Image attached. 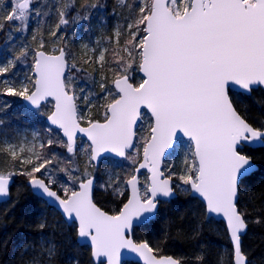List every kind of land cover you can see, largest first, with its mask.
<instances>
[{"label": "snow or ice", "instance_id": "obj_1", "mask_svg": "<svg viewBox=\"0 0 264 264\" xmlns=\"http://www.w3.org/2000/svg\"><path fill=\"white\" fill-rule=\"evenodd\" d=\"M32 2L14 0L8 5L0 15V31L5 22H18L19 30L25 31L32 12L41 14L39 9H31ZM119 3L123 5L125 0ZM81 7L85 15L75 19L87 20V13L103 5L85 3ZM128 7L126 25L123 29L117 26L113 34L117 45L112 49L115 67L110 68L114 91L100 83L105 93L103 122L79 113L77 101L81 97L69 70L82 69L74 58L69 62L65 47L54 48L58 54H52L42 50L45 42L41 39V50L32 56V75L19 84L4 82L0 94L21 97L37 110L49 97L54 99L48 120L62 131L66 141L49 138L39 144L41 150L59 143L75 156L77 133H83L90 143L81 149L87 156L82 172L71 159L67 167L55 152L51 156L37 152L35 144L4 143L0 153L31 167L0 171V199L10 196L14 175L25 176L29 186L40 190L60 211L64 223L75 227L78 240L90 241V255L97 264H121L122 249L137 253L144 264H192L191 258L158 255L159 246L131 238L134 223L154 220L160 205L170 203L179 192L197 201V212L205 219L218 216L226 221L233 264H246L242 236L248 228V214L238 207V199L242 179L252 174L256 165L244 146L264 147V123L257 127L249 122L235 106L230 89L249 96L264 89V0H137ZM57 12L59 22L50 33L53 37L69 23L66 10L57 8ZM108 51L102 50L96 60L101 68L108 63ZM30 54L28 47H21L12 59L0 64V76ZM134 72L142 74L136 83ZM91 95L83 96L89 107ZM142 109L150 114V123L146 135L137 137L138 121L144 120ZM81 121H86L87 127L81 126ZM185 137L187 150L181 171L162 169L165 153ZM24 153L29 155H21ZM105 154L138 165L124 182L131 194L115 215L102 211L92 197L95 178L89 168L94 169ZM141 169L149 173L143 183L137 175ZM101 187L114 188L123 195L118 176H110ZM254 223L260 224L261 219ZM46 227V221L38 224L39 252L27 264H57L60 245L43 235ZM30 249L36 253L35 245L24 246L25 252ZM204 258L199 253L194 260L202 264ZM68 264L80 261L73 256Z\"/></svg>", "mask_w": 264, "mask_h": 264}, {"label": "trees", "instance_id": "obj_2", "mask_svg": "<svg viewBox=\"0 0 264 264\" xmlns=\"http://www.w3.org/2000/svg\"><path fill=\"white\" fill-rule=\"evenodd\" d=\"M96 1L102 2L103 5L102 11L100 9L99 12V8L94 10V12L96 11V18L102 21V28L97 29V36L100 37L102 34L106 46L109 47L106 57L112 60V49L117 47L112 42L113 31L117 26L123 29L126 25L130 15L128 6H134L136 0H125L123 5L119 3V0H74L71 7L68 6L72 3V0H34L30 7L32 10L39 9L41 14L36 16L35 11L32 12L25 31L19 30L20 25L18 22H5L3 31H0V58H4L9 54L14 56L19 53L21 47L26 46L31 54L27 58L18 61L17 65L20 67L27 66L31 71L32 56L35 50L39 49V42L43 39L45 42L43 50L53 52L54 48L65 47L69 55L75 57L81 68L87 69L91 73H97L100 77L101 75L108 76L110 73L109 67H103L97 71V69H94L95 64L93 62L90 64L84 63L83 50H79L73 41V35L69 36L71 27L77 21L75 19L76 13L80 10L79 15L85 12L81 5L95 3ZM13 2L14 0H2L0 2V15H3L7 6ZM57 8L66 10V18L69 23L61 26L56 37H53L50 33L55 30V25L59 22ZM45 12H48V15H44ZM80 29L82 30V26ZM9 34H11V39H9ZM34 35L35 40H33ZM96 49L98 51V47ZM78 51L81 52L79 55ZM21 62H26V65ZM136 82V79H133V83ZM107 86H111L112 89L109 80ZM100 89L96 88L97 95L102 92ZM230 96L237 109L254 126L259 127L261 123H264V89L254 90L250 96L230 90ZM20 101L18 98L17 104ZM257 101L262 103H257ZM96 105L99 106L98 102ZM97 106L92 109V113L89 112L88 118L103 121L104 109ZM51 110L52 105L47 103L38 110L27 108L26 115L28 116L30 112L32 114L31 120L38 122L41 127H45V119ZM19 114L22 115V110L19 111ZM81 123L87 124L86 121H81ZM137 137L140 136L137 134ZM54 138L57 140L62 139L59 135ZM62 141L64 140L62 139ZM82 141L83 139L80 138L79 143ZM84 142L88 145L86 141ZM137 142L139 143L138 140ZM2 145L3 143L0 140V146ZM54 146L57 145L54 144ZM56 150L63 156L64 166L70 167L67 161L71 159L81 172L84 170L87 164L85 152L79 153L77 148L75 157L71 158V154H67L66 148L61 146ZM244 151L253 156L257 169L246 178H243L240 183L238 207L248 214V228L242 236V251L247 257V264H264V147L244 146ZM167 161L168 159L165 160L164 165ZM108 162H111L114 166L112 169L115 171H106L107 175H103V184L109 182L110 176L114 177L111 173L109 174V171L118 173L126 170L131 174L132 169L136 166L130 163L127 170L125 164L130 161L104 158L97 167L94 169L89 168V171L92 174L96 172L97 175L103 171L105 172ZM21 169H29V165L26 166L19 161H13L7 154L0 153V171L5 173L9 171L18 172ZM36 175L40 174L37 173ZM26 181L25 176L14 175L8 200L0 203V264H27V261L33 255L38 254V240L41 236L38 224L41 221L47 223L43 235L54 239L60 245L57 264H68L69 258L73 256L79 259L80 264H96L90 255V247L77 242L75 227L66 225L60 213L42 198L33 194ZM119 187L123 190V195L117 194L114 188L98 187V179H96V188L93 195L95 203L109 213H117L127 199L126 187L120 185ZM198 208L197 201L177 192V196L170 203L160 205L159 213L154 220L134 228L133 238L138 242L147 241L152 247L159 246L160 252L158 255L191 258L192 264H196L194 257L199 253H203L205 257L202 264H233V248L224 223L213 218L205 219L198 214ZM257 218L261 219L260 224L254 223ZM25 245H35L36 253L31 249L25 252ZM124 264L139 263L126 262Z\"/></svg>", "mask_w": 264, "mask_h": 264}, {"label": "rangeland", "instance_id": "obj_3", "mask_svg": "<svg viewBox=\"0 0 264 264\" xmlns=\"http://www.w3.org/2000/svg\"><path fill=\"white\" fill-rule=\"evenodd\" d=\"M95 3H98V5H102V2L100 3L98 1H96ZM97 8H99V12H100V9H101V11L103 9V7H97ZM94 10H96V9H92L89 13H87L89 16V19H87V20L77 19L75 25L73 27H71V29L69 31V36L73 35V41L78 46L79 50H83L82 52L85 55L84 61L86 59L91 58V59H89L88 64L93 62L95 64L94 69H97V71H98L101 68V65L98 64L96 62V60H97L100 52L102 50H104L105 48L108 49L109 47L106 46V44L103 40L102 34L100 37L97 36V34H98L97 29L102 28V25H101L102 21H100L101 19L99 20L98 18H96V11L94 12ZM80 11H78L76 13V15H75L76 17L79 15ZM83 15H85V12L81 13L79 16H83ZM81 26H82V30L80 29ZM113 34H114V31H113ZM126 35L127 34L125 33L123 36H121L122 37V38H120L121 44L123 43V40L126 38ZM112 42H113V44H115L114 43V37H113ZM85 45H87V47H85ZM96 47H98V51H97ZM80 53L81 52L78 51V55ZM106 53H105V58H106V61H108V63H106L104 65V68L105 67L114 68L115 65L113 63H111L112 60L107 59ZM12 57H13V55L9 54L4 58H0V64L6 63L9 59H12ZM73 58H74V62L77 64V66L80 69H82V71L77 72L75 69H71L69 71H70L71 75L74 77V84L76 86L77 94L81 97L78 100V104L80 105V112H82V115H85L88 117L90 115L89 112L92 113V109L96 108L97 102L99 105L97 107L103 108L102 105L105 102V100H104L105 93L102 91L100 93L101 95L100 94L97 95L96 94V88H100V83L102 81L106 85L107 81L109 80L110 84L112 85L113 74H112V71L109 69L110 73L108 76L101 75V77H100L97 75V73H91L87 69L81 68L80 65L78 64L77 60H75V57H73V55H69V62L70 63L73 62ZM21 63L26 65V62H24V63L21 62ZM21 70H23V71H21ZM21 74H22V77L24 79L26 76L32 75V71H30V69H28L27 66L20 67L19 65H17V62H16L15 67L10 68L7 73H5L3 76H0V89L5 87V83H4L5 81L19 84V81L22 79V78H20ZM67 74H68V72H67ZM109 77H110V79H108ZM133 77H134V79H136L137 82L142 78V76L138 72H134ZM19 78H20V80H19ZM81 88L84 89V92H80ZM107 89H111V86H107ZM111 90L114 91L113 88ZM88 93L92 94L90 97V101L92 104L91 107H89V105L83 101V96L85 94H88ZM20 98L21 97H19V99ZM12 100L14 101L13 103H12ZM17 100H18V98L16 96H6V95L0 94V140L2 141V143L3 144L4 143H11V144H15V145H20L21 143H24L26 147L31 146L32 144H35L37 152L43 151V153L47 156H51V154L53 152H55L57 154L58 158L60 159V161H63L64 160L63 156H61L59 154V152L56 150L58 147L61 148V145L59 143L55 144L58 147L54 146V144H53L52 146L45 148L43 150H41L39 148V144L41 142H45L49 138H54L55 136H58L59 131L49 129V127H47V126L41 127V125L38 122H36V126L33 125V121L31 120L32 114L29 112V115L28 116L26 115V112H28L27 108H29L26 101L23 99L22 100L20 99L21 100L20 103L17 104ZM20 110H22V115L21 114H18V115L13 114L15 112H19ZM142 112L144 113V120H141L137 126L138 136L146 135L147 129H148V123H150L149 114L144 110ZM45 122H46V119H45ZM34 133L36 134L35 138L33 136ZM54 139H56V138H54ZM58 140L62 141V139H58ZM84 141L85 140L80 142L79 146H77L79 153L83 152V151H81V149L86 148L87 144ZM186 142H187V139H183V141L177 143L176 147L168 155V157H167L168 161L164 165V167H171L174 171H177V172L181 171V169L184 166L183 161H184L185 153L187 150ZM25 154L29 155V153H24L21 155H25ZM67 154H69V153H67ZM74 157L75 156H73L71 154V158H74ZM33 160L35 162V158H33ZM130 163L131 162H127L125 164V165H127V166H125V167H127L126 168L127 170L129 169ZM24 165L27 166L29 164H24ZM30 167H31V165H29V169H30ZM113 167L114 166H112L111 162L110 163L108 162L106 164V167H105V172L103 171L101 173H98V175L96 172L92 174L93 176L96 177V179H98V187L102 188L101 185L103 184V175H107V173H106L107 170L115 171L112 169ZM49 169H50L49 171H54V169H52V168H49ZM111 171H109V174L111 173V175L114 176L113 178H115L116 176L119 177V185L121 187H123V186L126 187L124 182L129 177L130 174L126 170L124 172L119 171L118 173L117 172L113 173ZM60 174H62V173H56V175H60ZM99 177H100V181H99ZM146 178H147V174L145 172H141V173L139 172V180L141 181V183H143V181Z\"/></svg>", "mask_w": 264, "mask_h": 264}, {"label": "water", "instance_id": "obj_4", "mask_svg": "<svg viewBox=\"0 0 264 264\" xmlns=\"http://www.w3.org/2000/svg\"><path fill=\"white\" fill-rule=\"evenodd\" d=\"M52 54H58V53H52ZM142 75V74H141ZM230 90H232V91H235V92H239V90L238 89H235V88H232V89H230ZM48 100H50V101H52V105H53V107H52V111L54 110V104H55V101H54V99L53 98H51V97H49L46 101H44V102H42V103H46ZM27 104L31 107V108H34L33 106H31L28 102H27ZM143 110V109H142ZM51 111V112H52ZM51 114V113H50ZM49 114V115H50ZM103 122V121H102ZM139 122V121H138ZM47 123L50 125V126H53V127H55L56 129H58L57 128V126H55V125H51V123H50V121L48 120V118H47ZM138 125V124H137ZM81 126H84V127H87V125H83V124H81ZM60 134H61V136L63 137V134H62V131L60 130ZM78 136H81V137H83V138H85L86 140H87V137L83 134V133H77V137ZM77 137H76V144H77ZM64 139H65V141H66V137H63ZM185 139H187L186 137H185ZM88 141V140H87ZM89 142V141H88ZM90 143V142H89ZM246 146H248V145H246ZM250 147V146H249ZM256 147H258V146H256ZM171 151H172V149H170V150H168L166 153H165V158L171 153ZM103 157H112V158H114V159H123V158H119V157H116L114 154H105ZM102 157V158H103ZM101 158V159H102ZM164 158V159H165ZM142 159V158H141ZM255 163V162H254ZM99 164V162L97 163V165ZM255 165H256V169H257V164L255 163ZM138 165H136V167H137ZM162 166H163V164H162ZM142 170H145L146 172H147V176L149 175V173H148V170L147 169H141L140 171H142ZM139 173H137V175H138ZM139 176V175H138ZM139 178V177H138ZM12 181H13V177H12ZM12 184V183H11ZM26 184L28 185V187L30 188V190L32 191V193L33 194H35L36 196H38V197H40V198H42L44 201H46V203L48 204V205H50V206H52V207H54L55 208V206L51 203V201H50V199L49 198H47L46 196H44L41 192H40V190H38V189H36V190H34L33 188H31L30 186H29V184H28V181H26ZM126 188H127V186H126ZM94 190H95V179H94V186H93V192H92V197H93V193H94ZM130 194H131V191H130V188H127V198L130 196ZM9 198V197H8ZM8 198H4V199H0V203L1 202H4V201H6V200H8ZM94 201V200H93ZM127 202V199H126V201H125V203ZM95 203V202H94ZM97 205V204H96ZM98 206V205H97ZM123 206V205H122ZM98 207H100V206H98ZM101 208V207H100ZM122 208V207H121ZM56 209V208H55ZM59 213H60V211L58 210V209H56ZM101 210L102 211H104V212H106V213H108L109 215H115V214H112V213H109V212H107V211H105L104 209H102L101 208ZM60 215H61V213H60ZM62 216V215H61ZM62 218H63V216H62ZM213 219H215V220H219V221H222L223 223H224V225H225V228H226V231H227V234H228V238H229V241H230V237H229V233H228V230H227V226H226V221L222 218V217H218V216H213L212 217ZM64 219V218H63ZM147 223V222H146ZM141 224H144V223H134V226H133V229H134V227H136V226H139V225H141ZM133 229H132V232H131V238L135 241V242H137V243H139V242H144V241H136L134 238H133ZM76 240H77V242L79 243V244H86V245H88L89 247H90V250H91V245H90V241H87V240H78V238H77V236H76ZM230 243H231V241H230ZM231 245H232V243H231ZM232 248H233V246H232ZM167 256H172V255H167ZM174 257V256H173ZM175 258V257H174ZM93 259V258H92ZM101 259H104V258H101ZM94 261V260H93ZM131 261H133V262H137V263H139V264H144V261H143V259L141 258V257H139V255L137 254V253H134V252H131L130 250H128V249H122L121 250V264H123V263H125V262H131ZM95 262V261H94ZM95 263H97V262H95ZM105 264H106V261H105ZM246 264H247V262H246Z\"/></svg>", "mask_w": 264, "mask_h": 264}, {"label": "bare ground", "instance_id": "obj_5", "mask_svg": "<svg viewBox=\"0 0 264 264\" xmlns=\"http://www.w3.org/2000/svg\"><path fill=\"white\" fill-rule=\"evenodd\" d=\"M20 78H22L21 80H23V77H22V74L20 75ZM20 78H19V80H20ZM20 80V81H21ZM20 81H19V83H20ZM14 115H18L19 114V112H15V113H13Z\"/></svg>", "mask_w": 264, "mask_h": 264}]
</instances>
